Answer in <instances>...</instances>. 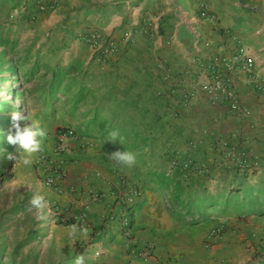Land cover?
Returning a JSON list of instances; mask_svg holds the SVG:
<instances>
[{
  "label": "crops",
  "instance_id": "1",
  "mask_svg": "<svg viewBox=\"0 0 264 264\" xmlns=\"http://www.w3.org/2000/svg\"><path fill=\"white\" fill-rule=\"evenodd\" d=\"M35 1L0 0L3 20L18 14L2 36L30 27L38 72L68 82L72 95L97 89L86 125L107 140L80 138L83 158L61 162L65 180L52 196L67 220L50 229L86 244L78 264H200L211 244L220 264L225 243L250 251L248 264H264V0H48L29 20ZM91 33L118 52L93 61L78 39ZM240 50L252 71L233 61ZM217 75L230 81L240 110L202 90ZM172 160L188 167L172 169ZM133 190L139 195L121 207ZM230 202L228 218L221 213ZM122 217L131 220L129 238ZM216 228L227 229L220 239ZM148 243L151 255L139 258Z\"/></svg>",
  "mask_w": 264,
  "mask_h": 264
},
{
  "label": "rangeland",
  "instance_id": "2",
  "mask_svg": "<svg viewBox=\"0 0 264 264\" xmlns=\"http://www.w3.org/2000/svg\"><path fill=\"white\" fill-rule=\"evenodd\" d=\"M14 13H8L7 20L0 15V36L8 35L7 24L18 20V14ZM30 30V27L23 26L12 33L14 48L10 59L18 66L19 78L16 79L8 70L0 72V78L7 79L5 82L0 80V98L4 97L11 104L10 113L15 118L14 123L4 127L15 136V142L9 169L1 166L7 175L0 177V264H78L76 252L83 250L86 244H72L66 237L57 238L56 230L50 229L57 225L52 221L56 208L52 204V196L65 180L61 162L71 164L83 158L80 153L87 143H80V138L90 135L102 144L107 143L86 125L93 104L89 95L95 94L97 89L90 90L84 85L78 94L72 95L74 92L68 89V82L61 85L63 83L52 82L47 75L38 72L35 68L38 54L29 50L36 42ZM79 37L80 42L86 43L82 41V35ZM92 59L95 61L93 51ZM67 129H73L78 136L62 137ZM74 141L79 142L76 149L69 146ZM106 149L118 150L114 147ZM74 150L78 153L75 157ZM120 150L126 152L128 148ZM49 175L58 180V188L46 184ZM249 198L254 199L253 196ZM251 200L245 199L247 204ZM257 203L264 204V197ZM221 214L232 217L236 214L235 205L230 202ZM220 229L221 234H214L215 238L220 239L227 230ZM228 244H221L219 248L220 264L249 263L250 251L241 249L239 254ZM213 245L216 246L206 247L209 249L208 257L200 264H214L211 255ZM253 255L257 256L258 252L255 250Z\"/></svg>",
  "mask_w": 264,
  "mask_h": 264
},
{
  "label": "built area",
  "instance_id": "3",
  "mask_svg": "<svg viewBox=\"0 0 264 264\" xmlns=\"http://www.w3.org/2000/svg\"><path fill=\"white\" fill-rule=\"evenodd\" d=\"M34 13H29L28 18L30 20H34L36 18V13H42L48 10L49 8V1L48 0H36L34 4ZM83 40L89 44L91 47L94 58L98 62L104 61L107 57L115 55L118 52V45L117 43L110 39L107 38L101 34L97 33H91L88 35L83 36ZM233 61H239L241 64V68L244 71L250 72L253 69V61L252 59L248 58L246 55V52L243 50L239 51V54L233 58ZM225 67L227 70L231 69L232 67V61L230 60H224L223 61ZM202 90L206 91L210 95H220L224 99H227L230 103V107L233 110H240L239 109V103L236 99L235 92L233 91V88L230 85V81L228 78H224L221 75H217L215 79L212 82L205 83L201 86ZM218 97V96H217ZM78 135L73 129H67L62 133V137L65 138H76ZM171 167L172 169L178 168V169H186L188 167V163H182L180 164L177 160H172L171 162ZM46 184L50 187L53 188H58V180L52 176L49 175L46 177L45 180ZM59 189V188H58ZM139 195L138 191L133 190V192L124 194L121 196V207L125 208L126 204L132 203L133 199ZM92 199H99L100 196L98 194L92 193L91 194ZM52 221L56 222L57 220L64 223L67 219H63L60 214L59 210L56 207L53 211V217ZM121 227L124 235L126 237H130L132 234L131 230V220L127 217H122L121 218ZM221 229L218 228L214 232L216 236H219L221 234ZM154 247L151 244H146L144 245L139 251H138V257L139 258H147L151 255Z\"/></svg>",
  "mask_w": 264,
  "mask_h": 264
},
{
  "label": "trees",
  "instance_id": "4",
  "mask_svg": "<svg viewBox=\"0 0 264 264\" xmlns=\"http://www.w3.org/2000/svg\"><path fill=\"white\" fill-rule=\"evenodd\" d=\"M13 44V41L9 37L0 36V72L8 70L18 79V66L10 59V54L14 48ZM0 80L5 82L7 79L6 77H1ZM12 108L11 104L4 97L0 98V177L7 175V172H4L1 166L9 169L11 156L14 154L13 142H15V136L4 129L5 126L14 123L15 118L10 113Z\"/></svg>",
  "mask_w": 264,
  "mask_h": 264
}]
</instances>
